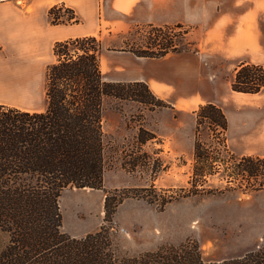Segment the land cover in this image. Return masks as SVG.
<instances>
[{"label":"rangeland","instance_id":"obj_1","mask_svg":"<svg viewBox=\"0 0 264 264\" xmlns=\"http://www.w3.org/2000/svg\"><path fill=\"white\" fill-rule=\"evenodd\" d=\"M116 1L103 2L104 11H109L105 20H112L115 27L112 32L104 31L103 41L98 38L105 80L110 81L106 79L110 69L153 77L164 85L166 99H162L172 107L152 111L130 100L103 99V189L66 187L58 197L60 231L83 238L106 225L118 258L187 241L197 243L205 262L239 258L259 248L264 243V189L247 190L248 185L240 184H245L242 179L237 183L231 178L234 171L229 156L264 155V90L256 95L233 91V62L221 60L218 64L210 53L204 78L187 81L174 80L170 75L171 68L181 60L137 58L130 52L123 53L128 44L144 49L151 36L137 32L141 27L132 24L128 32L123 30L116 15ZM187 31L176 27L167 36L172 37L179 52L188 53L186 63L192 64L198 45L192 35H185ZM158 39L162 42V37ZM158 41L150 47L156 50ZM54 61L49 57V62ZM31 89L33 95L22 97L29 96L45 105V76ZM208 102L226 114L228 136L226 148L216 153L212 149L213 128L208 124L200 127L197 139L212 149V157L222 160L215 166L217 172L201 185L203 182L193 174L194 111ZM140 125L156 136L141 147L137 141ZM105 192L116 199L126 196L109 224L104 222ZM8 242L9 234L0 230V251Z\"/></svg>","mask_w":264,"mask_h":264},{"label":"trees","instance_id":"obj_2","mask_svg":"<svg viewBox=\"0 0 264 264\" xmlns=\"http://www.w3.org/2000/svg\"><path fill=\"white\" fill-rule=\"evenodd\" d=\"M48 16L52 25L81 23L74 10L64 4L51 7ZM173 29L142 26L136 31L151 36V42L144 49L128 44L125 51L150 59L179 52L178 45L167 36ZM157 41L154 50L150 46L157 45ZM100 50L96 36L55 42V61L46 68V109L29 112L0 104V230L9 234L7 246L0 251V264H264V243L239 258L218 262L203 261L197 243L189 241L118 258L106 225L83 238L60 231L58 197L66 187L103 189V99L130 100L152 111L172 107L154 95L144 81L105 80ZM231 89L244 94L263 91L264 66L242 64L235 70ZM194 113L193 174L203 185L217 172L216 164L222 162L212 157V149L220 153L226 148L228 120L223 110L211 102L199 105ZM203 124L213 128L211 150L197 139ZM153 139L156 136L140 125V147ZM229 158L234 171L231 178L237 183L242 179L245 184H240L248 185L247 190L264 189V156L230 154ZM125 198L122 195L116 199L105 192V223L112 222L117 206Z\"/></svg>","mask_w":264,"mask_h":264},{"label":"crops","instance_id":"obj_3","mask_svg":"<svg viewBox=\"0 0 264 264\" xmlns=\"http://www.w3.org/2000/svg\"><path fill=\"white\" fill-rule=\"evenodd\" d=\"M103 2L0 0V104L29 112L44 111L47 103L39 104L34 98L22 95H33L31 88L44 76L46 78V68L52 63L49 57H54L52 48L55 42L83 36H96L103 41L104 31H113L112 20H105L109 11H104ZM58 4L73 9L81 23L52 25L48 11ZM105 4L107 6L108 3ZM115 7L117 19L127 32L131 24L136 28L145 25L177 27L188 30L185 35L195 38L198 50L192 64L186 63L188 53L185 52L168 53L162 57L181 60L178 66L170 70L174 80L204 78L207 53L216 57L213 61L218 64L221 60L233 62V75L242 64L264 66V0H117ZM101 64L102 61L100 69ZM102 75L105 77L103 72ZM106 79L144 81L154 95L166 99L163 96L166 95L164 85L153 77L110 69L106 71ZM244 137L247 138L246 135Z\"/></svg>","mask_w":264,"mask_h":264}]
</instances>
